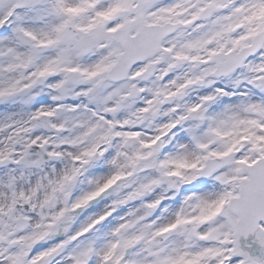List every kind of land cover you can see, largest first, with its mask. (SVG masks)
I'll use <instances>...</instances> for the list:
<instances>
[{
    "label": "snow or ice",
    "instance_id": "obj_1",
    "mask_svg": "<svg viewBox=\"0 0 264 264\" xmlns=\"http://www.w3.org/2000/svg\"><path fill=\"white\" fill-rule=\"evenodd\" d=\"M0 264H264V0H0Z\"/></svg>",
    "mask_w": 264,
    "mask_h": 264
}]
</instances>
